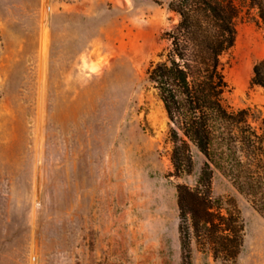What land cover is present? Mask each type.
Segmentation results:
<instances>
[{
  "label": "rangeland",
  "instance_id": "rangeland-1",
  "mask_svg": "<svg viewBox=\"0 0 264 264\" xmlns=\"http://www.w3.org/2000/svg\"><path fill=\"white\" fill-rule=\"evenodd\" d=\"M171 1L0 0V264H183L177 187L195 188L205 158L193 149V174L171 177V124L147 80L179 23ZM236 2L226 105L264 119L251 83L264 30ZM213 197L244 221L232 264H264V218L218 172ZM191 263L225 264L195 239Z\"/></svg>",
  "mask_w": 264,
  "mask_h": 264
},
{
  "label": "trees",
  "instance_id": "trees-1",
  "mask_svg": "<svg viewBox=\"0 0 264 264\" xmlns=\"http://www.w3.org/2000/svg\"><path fill=\"white\" fill-rule=\"evenodd\" d=\"M248 2L264 30V0ZM168 9L179 23L164 34L170 45L147 70V80L171 124V177L193 174V149L205 158L195 188L177 187L183 264H192L193 239L209 244L215 261L232 264L242 251L245 225L236 207L213 197L215 173L264 218V119L256 109L226 105L223 58L235 46L242 7L236 0H172ZM251 83L264 89V59L254 65Z\"/></svg>",
  "mask_w": 264,
  "mask_h": 264
},
{
  "label": "bare ground",
  "instance_id": "bare-ground-1",
  "mask_svg": "<svg viewBox=\"0 0 264 264\" xmlns=\"http://www.w3.org/2000/svg\"><path fill=\"white\" fill-rule=\"evenodd\" d=\"M99 65V64H98ZM103 68V66H91L90 67V70L91 71H93V72H96V71H98V70H100V69H102Z\"/></svg>",
  "mask_w": 264,
  "mask_h": 264
}]
</instances>
